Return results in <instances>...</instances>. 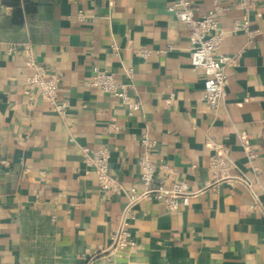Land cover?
Returning <instances> with one entry per match:
<instances>
[{
    "label": "crops",
    "instance_id": "crops-1",
    "mask_svg": "<svg viewBox=\"0 0 264 264\" xmlns=\"http://www.w3.org/2000/svg\"><path fill=\"white\" fill-rule=\"evenodd\" d=\"M173 1L0 0V264H264V0L247 13L240 0H189L197 18L216 2L225 9L218 54L239 57L226 69V101L216 115L204 100L205 72L190 63L188 30L169 11ZM246 19L263 31L251 42L231 34ZM27 42L60 78L59 100L70 103L65 118L25 89ZM130 66L131 95L141 105L133 115L88 86L94 67L122 81ZM145 134L158 142L150 159L167 187L198 190L211 181L207 138L229 147L233 174L247 184L222 183L187 207L142 201L131 226L137 249L100 254L130 191L143 189ZM83 147L109 149L122 192L101 195Z\"/></svg>",
    "mask_w": 264,
    "mask_h": 264
},
{
    "label": "built area",
    "instance_id": "built-area-1",
    "mask_svg": "<svg viewBox=\"0 0 264 264\" xmlns=\"http://www.w3.org/2000/svg\"><path fill=\"white\" fill-rule=\"evenodd\" d=\"M104 1L111 3L113 0ZM256 3V0H240L239 8L247 13L256 9ZM169 11L188 30L190 63L194 68L202 69L205 72L204 100L207 109L212 115H216L226 101L228 86L226 69L234 66L239 58L238 55L218 54L224 39V31L218 16L225 9L216 2L206 17L197 18L195 16L196 8L189 0H174ZM77 18L80 22L86 21V16L82 12L78 13ZM239 33H244L248 41L251 42L263 31L246 19L233 23L231 34ZM21 46L24 50L25 67L30 72L26 77L25 89L31 94L37 93L42 100L52 106L54 112L65 118L70 110V103L66 100H59L60 78L49 73L47 68L38 62L29 42L23 43ZM16 47V44H10L11 51H14ZM135 54L142 59H147L150 56V51L136 50ZM135 74L134 66L126 67L123 71V80L117 81L114 73L94 67L88 80V86L118 98L122 104L128 107L129 114L133 115L141 107L140 103L131 95V91L134 89ZM205 142L211 151L209 158L211 181L201 189L192 190L184 182H174L170 187H167L164 181L156 177L157 166L151 161L150 155L158 146V142L147 134L142 137L143 154L139 158L142 174L139 183L143 189L142 191L136 189L130 191L128 202L121 216L120 227L111 236L110 245L100 254L125 253L137 249L131 226L137 217V206L142 201H162L170 209L179 205L187 207L192 198L198 197L206 190L222 183L247 184L243 177L233 174L235 165L231 159L229 147L211 138H207ZM242 147L247 157L252 160L254 155L244 141H242ZM82 155L84 163L95 172L99 191L105 199L124 190L122 184L109 172L111 155L108 148L91 150L89 147H83ZM160 167L164 170L169 169L164 164H161Z\"/></svg>",
    "mask_w": 264,
    "mask_h": 264
},
{
    "label": "trees",
    "instance_id": "trees-1",
    "mask_svg": "<svg viewBox=\"0 0 264 264\" xmlns=\"http://www.w3.org/2000/svg\"><path fill=\"white\" fill-rule=\"evenodd\" d=\"M20 1V0H19Z\"/></svg>",
    "mask_w": 264,
    "mask_h": 264
}]
</instances>
